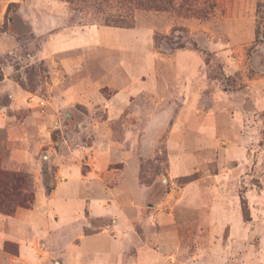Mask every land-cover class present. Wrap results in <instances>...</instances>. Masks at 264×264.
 Returning a JSON list of instances; mask_svg holds the SVG:
<instances>
[{
  "label": "rangeland",
  "instance_id": "1",
  "mask_svg": "<svg viewBox=\"0 0 264 264\" xmlns=\"http://www.w3.org/2000/svg\"><path fill=\"white\" fill-rule=\"evenodd\" d=\"M34 1L0 0V83L9 71L8 79L30 92L29 98L36 97L33 107L44 111L51 83L48 68L25 57L37 46L25 19L36 11ZM63 1L69 4L72 23L100 24L119 15L141 30L147 54L152 40L160 84L145 94L146 104L137 107L139 102H133L125 115L129 125L82 124L88 117L104 121V107L91 113L80 106L61 110V125L57 122L50 131L55 141L61 134V159L87 147H103L107 135L118 150L129 152L131 161L138 159V179L146 188L144 210L150 218L155 206L168 219L152 231L158 230L157 240L169 242V247L157 242L158 256L145 264H264V0ZM6 34L19 41L16 53L1 51L9 45L1 41ZM185 71L193 72V84L187 83ZM191 88L195 102L186 107ZM101 93L108 95L106 89ZM159 94L165 95L162 109L156 108ZM39 99L44 106H37ZM9 100L0 94V105ZM4 139L0 131V141ZM7 154L0 143L1 167ZM43 157L41 169H55ZM80 161L87 175L90 164L87 158ZM123 166L115 164L110 169L120 172L98 177L114 185ZM49 170L46 181L52 186ZM102 226L89 225L87 233ZM4 250L17 255L14 243H5ZM126 258L139 263L135 251Z\"/></svg>",
  "mask_w": 264,
  "mask_h": 264
},
{
  "label": "crops",
  "instance_id": "2",
  "mask_svg": "<svg viewBox=\"0 0 264 264\" xmlns=\"http://www.w3.org/2000/svg\"><path fill=\"white\" fill-rule=\"evenodd\" d=\"M34 3L36 11L25 19L37 46H32L25 57L30 64L38 62L46 66L51 83L44 111L28 101L30 92L8 79L9 71L6 70L5 80L0 83V94L10 99L0 105V131L5 133L0 143L8 150L1 168L29 174L35 195L31 209L18 208L11 217L0 213V264H136L133 258V261L126 258L134 251L139 257L138 264L152 262L155 254H159L155 250L157 242L169 247V242L157 240L158 230H152L163 228L168 219L155 206L150 210L151 217L147 216L142 198L146 188L138 179V159L131 161L129 152L118 150L108 135L103 147H87L61 159V134L58 141L50 134L54 124L61 125V110L75 106L90 113L106 108L104 121L88 117L82 118V124L129 125L125 115L133 102H139L137 107L146 104L145 94L160 84L150 50L152 40L147 54L142 44L144 35L136 27L76 24L68 21L67 2L35 0ZM150 37L151 33L146 39ZM3 39L9 45L6 43L8 47H1V51H18V40L7 34ZM185 73L187 83L193 84V72ZM105 89L106 97L101 93ZM185 95L186 107H193V89ZM163 96L157 95L156 108H164L160 103ZM56 146L60 147L58 151ZM43 155L55 169L44 165L41 169L39 158ZM81 158H87L90 164L87 175L82 173ZM118 163L124 166L116 184L98 177L103 172L119 171L110 169ZM48 170L54 180L50 193L46 192ZM218 208L224 214V206ZM97 222L103 224L101 230L87 233L88 226ZM163 236L170 238L169 234ZM5 243L17 245L16 256L5 252Z\"/></svg>",
  "mask_w": 264,
  "mask_h": 264
},
{
  "label": "trees",
  "instance_id": "3",
  "mask_svg": "<svg viewBox=\"0 0 264 264\" xmlns=\"http://www.w3.org/2000/svg\"><path fill=\"white\" fill-rule=\"evenodd\" d=\"M99 25L116 28H133L131 23L126 22L124 17L119 15L106 17L103 23ZM255 33L258 37L260 34V22H257ZM1 80L2 74L0 72ZM52 188L53 185L49 186L47 184L46 192L50 193ZM34 200L35 195L31 177L23 173L5 171L0 166V213L11 217L18 208L31 209L34 205Z\"/></svg>",
  "mask_w": 264,
  "mask_h": 264
},
{
  "label": "built area",
  "instance_id": "4",
  "mask_svg": "<svg viewBox=\"0 0 264 264\" xmlns=\"http://www.w3.org/2000/svg\"><path fill=\"white\" fill-rule=\"evenodd\" d=\"M35 98H36V97L32 96V97L29 98V101H30V102H33V100H34ZM36 104H37V106H44V100H40V99H39V100L37 101Z\"/></svg>",
  "mask_w": 264,
  "mask_h": 264
}]
</instances>
